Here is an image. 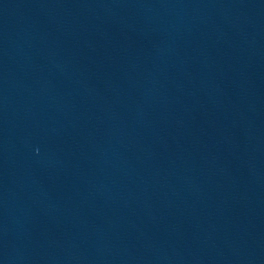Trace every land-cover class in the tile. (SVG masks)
Returning <instances> with one entry per match:
<instances>
[{"label": "water", "instance_id": "water-1", "mask_svg": "<svg viewBox=\"0 0 264 264\" xmlns=\"http://www.w3.org/2000/svg\"><path fill=\"white\" fill-rule=\"evenodd\" d=\"M0 264H98L0 134Z\"/></svg>", "mask_w": 264, "mask_h": 264}]
</instances>
